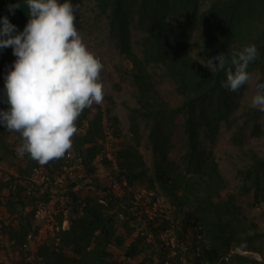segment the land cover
Segmentation results:
<instances>
[{
    "label": "trees",
    "instance_id": "16d2710c",
    "mask_svg": "<svg viewBox=\"0 0 264 264\" xmlns=\"http://www.w3.org/2000/svg\"><path fill=\"white\" fill-rule=\"evenodd\" d=\"M17 3L20 7L10 12L9 6ZM71 3L79 4L78 32L88 13L104 16L110 38L130 64L127 74L137 91V107L129 111L134 144L115 149L111 156L105 154L102 144L109 143L110 135L117 137L120 133L119 120L112 114L114 100L109 95H104L102 104L85 109L78 118L76 126L81 130L73 137V158L69 151L45 165L27 154L21 158L2 143L11 135L14 146H18L19 133L8 132L0 125L1 148L5 156L14 159L17 173L7 174V179L0 181V188L8 191L5 207L11 216L0 221V235L9 232L15 241L26 242V225L35 216L36 205L52 202V227L58 229L57 242L38 245L35 255L40 264H264V232H241L239 225L244 220L231 197L220 202L227 183L212 150L202 145V140L213 144L223 125L232 131L231 139L238 146L243 144L250 128L251 134H263L257 121L264 112L251 108L243 116L237 115L248 83L232 92L223 88L221 82L226 80V69L231 67L232 53L254 44L259 56L248 71H258L260 78L256 84L264 83V24L255 27L254 21L264 16V0H245L244 4L242 0H215L202 14L197 0ZM3 17L16 26L17 33L22 32L29 19L25 0H0V18ZM221 53L226 57L225 70L208 69L207 60ZM15 60L11 47L0 49V110H7L4 78ZM155 76L173 83L181 96L180 105L170 106L163 99ZM178 118L183 119L187 145L184 169L169 158ZM141 121L149 127L148 141L154 157L148 188L165 197L174 210L172 219L151 215V203L147 198H137L134 192L135 183L147 176L137 148L142 136ZM97 158H101L105 169L104 185L96 184V189L103 192L101 205L92 197L81 195L86 185L84 179L96 171L93 161ZM252 160L244 175L258 198L264 192L259 183L264 157L254 154ZM80 170L82 177L78 176ZM37 173L44 176L40 183L34 178ZM61 177L65 181L64 192L55 196L53 186ZM153 199L160 200L158 195ZM118 216L122 217V231H118ZM12 220L17 221V231L12 230ZM171 229L177 247L163 238ZM37 230L33 232L34 238ZM112 248H124V259L115 258ZM231 248L259 253L262 260L230 254Z\"/></svg>",
    "mask_w": 264,
    "mask_h": 264
},
{
    "label": "rangeland",
    "instance_id": "374dc122",
    "mask_svg": "<svg viewBox=\"0 0 264 264\" xmlns=\"http://www.w3.org/2000/svg\"><path fill=\"white\" fill-rule=\"evenodd\" d=\"M199 14L206 12L215 0H197ZM225 1V0H221ZM243 4L245 0H242ZM87 20H83L79 33L82 35L84 43L89 51L93 52L103 63L104 67L100 74L101 82L104 85V95H109L114 100L112 106V114L119 120L120 133L109 136V143H103L104 152L106 155L114 154L117 149H120L125 144L133 145L132 134L129 130V111L131 108L137 107L136 103V88L132 82V79L127 70L130 69V64L120 54L115 47L114 41L110 38L109 29L107 25V19L102 17H95L94 14L88 13ZM255 21V27L264 24V16L261 15ZM122 65L124 69L122 68ZM125 70V72H124ZM252 79L248 82L247 89L240 98V105L237 115L249 111L251 107V101L257 91V81L260 78L258 71H252ZM157 82V88L170 106L176 107L181 104V96L175 91L173 83L165 78L160 79L155 76ZM7 110L9 105L7 104ZM239 122L242 118H239ZM260 129L263 131L261 136L251 134V128L246 131L244 142L241 146L236 145L231 139L232 131L228 130L224 125L222 126L220 133L213 144H210L202 140V145L206 149H211L214 155V159L217 163L220 174L223 176L227 183V187L220 194V202L231 197L234 205L238 208L239 217L243 218L244 224L239 225V229L246 231L249 234L255 231L264 232V192L257 196L255 195V188L252 186L250 180L246 179L244 171L252 164V157L255 155L264 157V115L257 121ZM176 128L172 137L173 148L169 153V158L177 165H180L184 169V156L187 151L186 139L183 131V119L178 118L176 122ZM141 139L137 148L142 154L145 162L146 177L139 179L135 183L134 192L137 198H147L151 203L150 212L151 215H164L166 218L172 219L175 214L173 208L170 206L165 197L158 190L154 192L149 191V178L153 175L154 157L150 149L148 141L149 127L145 122L141 121ZM81 129H78V132ZM113 130V129H111ZM8 148L16 151L14 146V138L11 135H7V138L2 141ZM116 149V150H115ZM71 158L74 157L73 146L69 150ZM0 156L3 157L0 160V181L3 182L11 174L16 176V169L13 167L14 159L11 160L10 155L5 156L0 144ZM113 157V156H112ZM111 157V158H112ZM13 161V162H12ZM79 163V161H78ZM93 165L96 166V171L91 177H86L81 187V195L83 197L89 196L97 201L96 203L102 204L103 192L100 189H96V184L99 186L104 185L105 169L101 163V158H97L93 161ZM81 169V168H80ZM82 170V169H81ZM80 170L79 177L83 174ZM71 175V173H70ZM75 174H72V177ZM36 183L42 182L43 175L37 173L34 176ZM56 187L53 186V193L55 196L64 192L65 181L61 177L55 182ZM259 183L261 188L264 189V171L259 175ZM84 185V184H83ZM45 190V189H43ZM8 195L6 188H0V221H7L11 218L10 213L7 212L5 207V199ZM37 195V194H34ZM155 195H158L160 202L153 201ZM218 199V200H219ZM37 211L35 216L26 225L28 233L26 242L15 241L9 232L5 235H0V264H40L36 262V250L38 245L48 242H57L55 235L57 228L54 229L53 225V212L52 202L48 205L38 203L36 205ZM121 216H118L116 221L118 225V231H122L120 226ZM13 231H17V221H10ZM68 226L67 223H65ZM37 230V235L34 238L33 232ZM240 232V231H239ZM163 238L172 247H177L176 236L174 229L169 230L163 235ZM114 251V257L123 260L124 248L117 249L112 248ZM185 249V248H183ZM174 253V252H173ZM238 253L241 255H250L257 261H261V255L259 253L244 252L239 248H231L230 254ZM229 254V255H230ZM228 255V256H229Z\"/></svg>",
    "mask_w": 264,
    "mask_h": 264
},
{
    "label": "clouds",
    "instance_id": "9594fccd",
    "mask_svg": "<svg viewBox=\"0 0 264 264\" xmlns=\"http://www.w3.org/2000/svg\"><path fill=\"white\" fill-rule=\"evenodd\" d=\"M25 3L29 19L22 32L17 33L7 17L0 18V49L11 47L16 57L4 78L9 107L0 110V125L8 132L19 133V157L27 154L45 165L72 148L82 112L103 103L100 74L104 65L88 50L76 28L79 4L73 6L71 0ZM19 7V3L10 5L9 11ZM258 56L254 44L233 52L221 86L239 91L252 79L248 68ZM207 64L212 71L225 70L226 57L221 53L208 59ZM251 107L264 112V83L257 85Z\"/></svg>",
    "mask_w": 264,
    "mask_h": 264
},
{
    "label": "built area",
    "instance_id": "2783aa9c",
    "mask_svg": "<svg viewBox=\"0 0 264 264\" xmlns=\"http://www.w3.org/2000/svg\"><path fill=\"white\" fill-rule=\"evenodd\" d=\"M157 203H159L160 202V200L159 199H157V201H156Z\"/></svg>",
    "mask_w": 264,
    "mask_h": 264
}]
</instances>
